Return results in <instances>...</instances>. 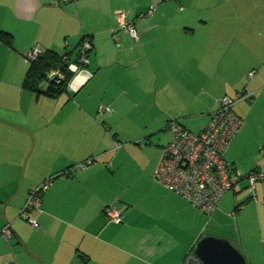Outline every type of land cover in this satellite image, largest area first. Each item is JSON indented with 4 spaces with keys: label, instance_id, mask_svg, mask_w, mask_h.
I'll return each mask as SVG.
<instances>
[{
    "label": "crops",
    "instance_id": "0c3cea01",
    "mask_svg": "<svg viewBox=\"0 0 264 264\" xmlns=\"http://www.w3.org/2000/svg\"><path fill=\"white\" fill-rule=\"evenodd\" d=\"M85 39L89 64L66 90L24 86L35 46L75 60ZM247 88L253 94L234 107L244 126L226 157L243 173L264 172V0H0V231L13 230L12 241L0 235V264L20 256L14 240L43 264H184L206 234L264 264V179L255 198L245 179L207 215L155 177L171 119L200 132L221 97ZM50 176L30 229L20 211ZM110 205L123 208L122 223L109 220Z\"/></svg>",
    "mask_w": 264,
    "mask_h": 264
},
{
    "label": "built area",
    "instance_id": "2783aa9c",
    "mask_svg": "<svg viewBox=\"0 0 264 264\" xmlns=\"http://www.w3.org/2000/svg\"><path fill=\"white\" fill-rule=\"evenodd\" d=\"M67 0H51L54 6L60 5ZM156 6H152L142 18L152 15ZM118 17L120 26L124 28L134 39L139 38V31L134 21L127 19V13L119 10ZM115 39L120 47L119 37ZM92 43L85 39L79 49L75 60L70 61L67 70L56 67L48 73L50 81L55 83L64 82L67 74L76 73L89 64V52ZM42 49L37 45L27 53V59L36 60ZM67 59V57H65ZM256 73H249L251 79ZM253 94L248 88L240 91L236 96L225 95L219 101V108L212 114L208 125L200 132H193L183 125L179 119H171L168 123L170 140L163 149V156L155 171L156 178L160 180L171 192L179 194L187 199L200 212L211 215L218 207L221 199L229 190H238L243 180H249V189L254 192L256 183L264 179V172L254 169L243 173L231 163L226 153L232 139L244 126V120L239 116L234 106L242 99ZM100 112L112 113L110 105L101 104ZM120 144L117 143V146ZM97 157H90L82 162L79 167L85 168L93 164ZM54 176L46 178L41 184L31 190L24 206L20 211V217H25L33 228H38L39 223L34 214L42 208V201ZM109 220L122 223L124 218L123 208L110 205L107 208ZM6 241L13 237L11 224L7 223L0 231Z\"/></svg>",
    "mask_w": 264,
    "mask_h": 264
},
{
    "label": "water",
    "instance_id": "95a60500",
    "mask_svg": "<svg viewBox=\"0 0 264 264\" xmlns=\"http://www.w3.org/2000/svg\"><path fill=\"white\" fill-rule=\"evenodd\" d=\"M21 246L28 251L26 245L20 241ZM28 253L31 254L30 251ZM35 258L38 256L32 254ZM6 264H19L15 259ZM184 264H249L246 255L230 239L214 235H204L197 242L195 250L190 254Z\"/></svg>",
    "mask_w": 264,
    "mask_h": 264
},
{
    "label": "trees",
    "instance_id": "16d2710c",
    "mask_svg": "<svg viewBox=\"0 0 264 264\" xmlns=\"http://www.w3.org/2000/svg\"><path fill=\"white\" fill-rule=\"evenodd\" d=\"M1 38L10 44L12 43L11 41L12 36L10 33H6V32L2 33ZM65 57H67V59H65ZM73 60L74 58H72L71 52L58 54L54 51H43V53L40 54V56L36 60L31 61V65L27 72L24 86L28 89L35 90L37 92H44L48 95H52V96L58 95L59 93L67 89L69 85V81L73 75L72 73L68 72L67 79L64 82L55 83L49 80L48 73L56 67H61L67 70L66 68L67 65L69 64L70 61ZM44 80H47V82L49 83L48 88L46 90H42L40 88V85L41 83L44 82Z\"/></svg>",
    "mask_w": 264,
    "mask_h": 264
},
{
    "label": "rangeland",
    "instance_id": "374dc122",
    "mask_svg": "<svg viewBox=\"0 0 264 264\" xmlns=\"http://www.w3.org/2000/svg\"><path fill=\"white\" fill-rule=\"evenodd\" d=\"M29 228L30 229H32V226H30V224H29ZM28 228V229H29ZM29 229V231H28V238H27V236H26V240H30V236H31V230ZM206 235H211V234H206ZM12 241V240H11ZM15 247L16 248V251L18 252V251H20V256H18V257H16V261L19 263V264H30V261L32 262V260L34 261V259H32L33 257H32V254H34L32 251H31V249H30V244H29V242L28 243H26V247L28 248V251H30L31 252V254L30 253H28V251L27 250H25L23 247V249L19 246V243L17 242V240H14L13 242H12V244H11V247ZM195 250V249H194ZM35 262V261H34ZM40 263V262H39ZM40 264H43V263H40Z\"/></svg>",
    "mask_w": 264,
    "mask_h": 264
}]
</instances>
